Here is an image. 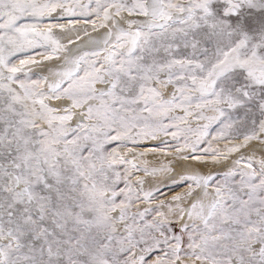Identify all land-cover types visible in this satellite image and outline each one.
Returning <instances> with one entry per match:
<instances>
[{
	"label": "snow or ice",
	"instance_id": "6c2138e0",
	"mask_svg": "<svg viewBox=\"0 0 264 264\" xmlns=\"http://www.w3.org/2000/svg\"><path fill=\"white\" fill-rule=\"evenodd\" d=\"M0 264H264V0H0Z\"/></svg>",
	"mask_w": 264,
	"mask_h": 264
}]
</instances>
